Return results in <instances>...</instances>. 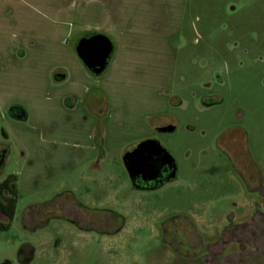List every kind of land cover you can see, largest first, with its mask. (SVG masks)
<instances>
[{
	"label": "rangeland",
	"instance_id": "obj_1",
	"mask_svg": "<svg viewBox=\"0 0 264 264\" xmlns=\"http://www.w3.org/2000/svg\"><path fill=\"white\" fill-rule=\"evenodd\" d=\"M148 139L176 174L140 190L122 156ZM1 149L0 264H264V0H0Z\"/></svg>",
	"mask_w": 264,
	"mask_h": 264
},
{
	"label": "water",
	"instance_id": "obj_2",
	"mask_svg": "<svg viewBox=\"0 0 264 264\" xmlns=\"http://www.w3.org/2000/svg\"><path fill=\"white\" fill-rule=\"evenodd\" d=\"M76 53L84 67L94 76L101 75L111 60L113 44L108 37L102 34L80 39L75 47ZM212 102H207L210 105ZM12 118L25 120L26 113L16 108ZM175 130L173 125L158 128L157 131L170 133ZM5 152H0V166L3 164ZM163 159L168 165H174L170 154L155 139H148L139 143L132 151L125 152L122 163L133 186H136L135 178L139 176L142 181L150 182L157 177L156 161ZM175 177V172L168 179Z\"/></svg>",
	"mask_w": 264,
	"mask_h": 264
},
{
	"label": "trees",
	"instance_id": "obj_3",
	"mask_svg": "<svg viewBox=\"0 0 264 264\" xmlns=\"http://www.w3.org/2000/svg\"><path fill=\"white\" fill-rule=\"evenodd\" d=\"M4 135L6 136L5 133ZM17 201V177L15 175H8L0 182V231H6L10 228L11 222L16 214ZM224 235L225 233L223 236ZM226 242L228 243V241L225 240V243ZM174 250H176V248H174Z\"/></svg>",
	"mask_w": 264,
	"mask_h": 264
},
{
	"label": "flooded vegetation",
	"instance_id": "obj_4",
	"mask_svg": "<svg viewBox=\"0 0 264 264\" xmlns=\"http://www.w3.org/2000/svg\"><path fill=\"white\" fill-rule=\"evenodd\" d=\"M86 38H88V37H86ZM60 78L61 79H64L63 76H60ZM60 78L58 77L56 79H59L61 81ZM16 111H17L16 107H12V109H10L8 111L7 116L10 117V118H12L13 114ZM1 133L4 135L5 132L3 131V129L1 130ZM135 147H136V145H135ZM134 148H132L130 151H132ZM0 152H5V150L4 149H1ZM156 169H157V177L153 181H150V182L147 181V182H145V181H142L139 176H137L135 178L136 186H133L132 183H131V181H130L131 185L134 188L140 189V190H153V189H156V188L161 187L165 183H167V182L171 181L172 179H174V178H172L171 180L168 181V179L175 172L174 165H168L163 159L162 160L159 159V160L156 161ZM175 174H176V172H175ZM78 219H79V217H77L76 219H74V221L77 222Z\"/></svg>",
	"mask_w": 264,
	"mask_h": 264
},
{
	"label": "crops",
	"instance_id": "obj_5",
	"mask_svg": "<svg viewBox=\"0 0 264 264\" xmlns=\"http://www.w3.org/2000/svg\"><path fill=\"white\" fill-rule=\"evenodd\" d=\"M249 199H250V198H249ZM245 207L247 208L246 205H245ZM247 211H249V209H247ZM247 211H246V212H247ZM251 211H252V210H251ZM231 213H233V210H230V211H229V214H231ZM244 213H245V212H244Z\"/></svg>",
	"mask_w": 264,
	"mask_h": 264
}]
</instances>
